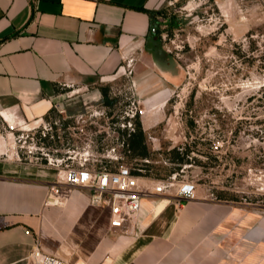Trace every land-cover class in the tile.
Returning <instances> with one entry per match:
<instances>
[{"label": "crops", "instance_id": "0c3cea01", "mask_svg": "<svg viewBox=\"0 0 264 264\" xmlns=\"http://www.w3.org/2000/svg\"><path fill=\"white\" fill-rule=\"evenodd\" d=\"M163 2L0 0V127L19 129L54 108L83 114L99 98L90 85L132 61L137 91L163 95L148 13ZM11 135L0 136V264H33L36 239L71 264H264V212L205 197L192 181L194 197L183 198L181 182L155 192L154 180L139 177L135 224L113 227L82 186L59 183L57 202L47 203L57 169L15 157Z\"/></svg>", "mask_w": 264, "mask_h": 264}, {"label": "rangeland", "instance_id": "374dc122", "mask_svg": "<svg viewBox=\"0 0 264 264\" xmlns=\"http://www.w3.org/2000/svg\"><path fill=\"white\" fill-rule=\"evenodd\" d=\"M149 12L150 36L172 57L169 89L137 91L126 60L90 85L99 98L83 114L54 108L28 124L16 141L21 160L123 164L138 178L192 181L205 197L264 212V0H164ZM136 121L144 140L132 147Z\"/></svg>", "mask_w": 264, "mask_h": 264}, {"label": "built area", "instance_id": "2783aa9c", "mask_svg": "<svg viewBox=\"0 0 264 264\" xmlns=\"http://www.w3.org/2000/svg\"><path fill=\"white\" fill-rule=\"evenodd\" d=\"M29 1L35 7L38 0ZM26 127L27 125L22 124L17 129L15 123L6 120L5 124L0 127V136L12 134L15 157L20 160L21 157L16 146V141L25 135L26 137L29 136L24 132L27 131ZM43 129H46L45 125H43ZM41 133L45 136L44 130H41ZM30 138L33 139V137ZM56 181L54 185L49 186L47 203L57 202V199L52 198L51 194L59 190V186L57 185L59 183L82 186L91 191V202L108 208L111 226L120 227L125 223L135 224L140 208V200L145 191L139 186L138 177L127 166L119 164L115 169H109L106 166L93 169L86 167L83 162L76 166H59L57 168ZM172 184L173 182L171 181L166 183L158 182L154 186V191L164 192ZM175 192L180 197L193 198L195 187L192 182L181 181ZM24 233L28 234L29 230H25ZM39 244V240L36 239L30 251L33 264H71L54 254L44 252Z\"/></svg>", "mask_w": 264, "mask_h": 264}, {"label": "flooded vegetation", "instance_id": "af4514ba", "mask_svg": "<svg viewBox=\"0 0 264 264\" xmlns=\"http://www.w3.org/2000/svg\"><path fill=\"white\" fill-rule=\"evenodd\" d=\"M151 58L153 69L163 80L165 87L169 89L168 86H171L170 79L173 76L170 72L173 65L171 55L158 43L151 51Z\"/></svg>", "mask_w": 264, "mask_h": 264}, {"label": "trees", "instance_id": "16d2710c", "mask_svg": "<svg viewBox=\"0 0 264 264\" xmlns=\"http://www.w3.org/2000/svg\"><path fill=\"white\" fill-rule=\"evenodd\" d=\"M148 13L150 15L149 11H148ZM129 140H130V143H131L132 147H136L138 145H142L143 144L144 134H143V131L141 129L139 121H136V130L129 134ZM139 155L144 156V157L147 156L144 152L140 153Z\"/></svg>", "mask_w": 264, "mask_h": 264}]
</instances>
